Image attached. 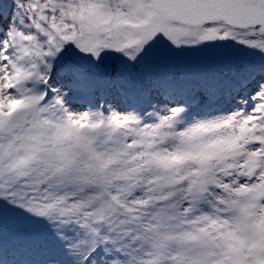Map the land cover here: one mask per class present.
Segmentation results:
<instances>
[{
  "label": "snow or ice",
  "instance_id": "1",
  "mask_svg": "<svg viewBox=\"0 0 264 264\" xmlns=\"http://www.w3.org/2000/svg\"><path fill=\"white\" fill-rule=\"evenodd\" d=\"M0 264H264V0H0Z\"/></svg>",
  "mask_w": 264,
  "mask_h": 264
}]
</instances>
